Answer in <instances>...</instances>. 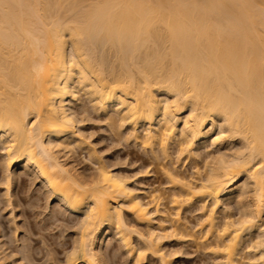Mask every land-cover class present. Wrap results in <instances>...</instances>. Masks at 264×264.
I'll return each mask as SVG.
<instances>
[{
	"label": "bare ground",
	"instance_id": "obj_1",
	"mask_svg": "<svg viewBox=\"0 0 264 264\" xmlns=\"http://www.w3.org/2000/svg\"><path fill=\"white\" fill-rule=\"evenodd\" d=\"M79 89L152 160L175 153L172 166L156 162L173 217L99 160L87 174L67 160L86 141ZM200 147H217L202 170ZM0 150L6 194L23 164L77 214L72 246L51 264H109L110 235L132 264H172L167 236L199 237L220 264H264V0H0ZM181 159L195 166L189 177ZM193 207L200 217L187 225Z\"/></svg>",
	"mask_w": 264,
	"mask_h": 264
},
{
	"label": "rangeland",
	"instance_id": "obj_2",
	"mask_svg": "<svg viewBox=\"0 0 264 264\" xmlns=\"http://www.w3.org/2000/svg\"><path fill=\"white\" fill-rule=\"evenodd\" d=\"M78 95L79 98L75 104L73 103L74 105L72 108L77 118L80 120L78 122L79 124L77 123L78 131H81V134L84 133L86 138L88 136V139L84 137L87 143H81L82 145L79 147L71 145V151L68 149L70 152L65 156L67 157L70 154L67 160L70 162L72 159L70 163L74 162L73 164H75L76 168L81 172H85V174L95 170L94 168L98 165L97 160H99V163L110 167L113 171L129 177V180H132H128L130 183L132 182L131 185L141 190V192L139 190V193L143 200L149 199V195L151 194H157L156 196L160 195L155 205L154 202H152L153 205L151 203V208L153 206L154 209H159L163 212L165 217L168 216L167 218H170V216L173 217L171 215L173 210L171 211L172 208L168 203L170 202L168 200H170V193L172 192L170 189L172 186L162 172V167L160 165L163 163L161 161H163L164 158L160 156L161 154L157 152L158 157L156 160H158V158L159 160L156 161L153 159V161L148 153H144L143 150H141L139 142L133 141L132 136L130 138L126 130L127 128L125 129L122 127L119 129L120 127L118 121L115 120L116 118H106L103 114L92 111L90 106H88L89 102L87 103V99L80 89L78 90ZM231 145L235 147L236 142ZM216 148L217 147H200L198 149L200 157L199 160L197 159V162H193L194 165L196 166L195 163H197L196 167H200V170H202L201 166L209 157V154H216ZM68 150L65 151L68 152ZM64 153L66 154V152ZM174 154L173 152L171 154L173 159L175 158ZM2 159L3 156L0 150V247L6 250L5 252L7 254L8 252L10 253L6 261L9 264H11V260L12 264H51L61 260L65 252L72 246L73 239L76 237L78 226L76 223L78 219L77 214L65 210L56 199L46 198V193L41 183L34 178L30 170L23 168V164L11 168V184L6 194L1 166ZM167 161L168 159L164 160L167 165L168 163L170 165L172 162L168 161L167 163ZM183 161L184 160L181 159L175 163L177 171H182L183 173L181 172V174L185 176L188 174L191 175V171L194 170L193 168H195V166H192V161ZM156 162L160 163V165ZM172 163L174 165V162ZM159 166L161 167V171ZM144 167L148 169V172L144 171V169L146 170ZM15 173L17 175H15ZM168 184L170 186H168ZM166 195H168L169 198L168 196L166 197ZM233 201L234 200L231 201V204L228 205L226 210H228L227 212L231 213V215H236L237 207L236 203ZM195 208L196 207L191 208V212H182L185 218L182 215L181 219H185L184 221H186L187 225L195 224L200 217L199 211L197 209L195 210ZM221 211L216 213L218 217L224 215ZM123 212L125 213H123V215L126 220H129L128 222H130L133 227L135 226L134 228H138L141 231L142 229L144 230L143 226L141 227V225L132 220L128 212L125 210H123ZM222 218L219 217L217 219L221 221ZM170 221L171 219H168L166 225H170ZM107 239H105L106 242H103V245L105 244L103 246L105 250L103 251L106 254L108 263L132 264V257L127 256V253L117 246L118 243L115 237L110 235ZM182 239L183 240H180L173 236H167L162 239L163 241L161 243L165 246V251L167 250V253L172 252L171 257L169 255L172 264L221 263V261H218V258H216V254L209 252V247L207 248V246H204L206 242L199 241L202 240L199 237L195 240ZM2 244H4V246ZM22 245L23 247L27 246L26 249L29 250V252L24 250ZM21 248H23L26 253L28 252V254L24 252L27 257L22 255L23 251ZM4 250L1 251L4 253ZM107 253H109L108 256ZM151 258L152 257L149 258V255H147L143 258L141 264H158L157 261L153 258L151 260ZM13 261L15 263H13Z\"/></svg>",
	"mask_w": 264,
	"mask_h": 264
}]
</instances>
